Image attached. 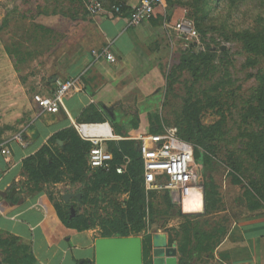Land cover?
I'll use <instances>...</instances> for the list:
<instances>
[{
  "label": "rangeland",
  "instance_id": "374dc122",
  "mask_svg": "<svg viewBox=\"0 0 264 264\" xmlns=\"http://www.w3.org/2000/svg\"><path fill=\"white\" fill-rule=\"evenodd\" d=\"M62 3L63 0H0V19L7 23L6 30L11 26L12 33L17 32L18 36L14 39L15 42L12 38H5L7 52L14 53L12 44L19 43L22 46V54L18 57L16 53L7 55L13 64L22 66L18 73L25 93V95L19 93L20 98L15 103L17 107L14 108L10 96L3 95L9 94L4 90L6 87L0 86L2 128H12L13 124L18 129V125L25 122L26 118L22 111L28 106V101L33 102V96L38 90L36 84L44 77L42 69L46 61L43 60V56L38 54L35 59L32 58L34 49L40 50L43 47L44 36L39 25L29 19L34 21L35 15L52 10L76 15L84 21L88 17L85 2L71 0L68 4ZM159 7L160 14L157 16L163 36L156 40L153 47L148 46V51H141L140 58L128 66L129 72L122 71L110 83L100 101L106 108L101 107L98 110L104 122H108L115 132L123 137L147 134L153 130L163 131L167 127H176L179 130L177 121L181 117L186 101L200 100L207 106L200 114L202 123L209 125L224 117L228 145L236 146L239 131L243 126L241 114L251 97L255 96L260 86V78L264 75L262 57L246 51L240 38L243 32L264 29V1L163 0ZM29 16L31 18H28ZM182 19L191 21L196 31L195 36L187 37L175 30L176 24ZM57 40L58 43L55 44L58 45L57 49L65 46L64 41L60 42L62 41L60 37H57ZM33 45L38 46L31 49ZM206 47L216 50V58L208 69L207 77L194 81L191 74L181 68L180 59L184 52L200 51ZM24 51L27 52L23 53ZM28 61L32 63V67L28 68ZM11 73L12 70L9 72L3 70V78L13 79ZM170 81L173 86L168 88L166 84ZM6 83L8 84V81ZM9 88L10 86L7 90ZM215 100L218 106L211 108L207 101L214 103ZM128 159L130 162L131 158ZM199 161V173L203 184L209 185L207 188H210V183L211 185L213 183V190L216 192V203L213 208L205 210L202 201V207L198 212L202 213V216H196L197 212H183V208L193 210L199 204L197 196H190L183 201V207L171 208L169 210L171 215L168 217L166 215L155 217L153 224L149 223L147 228V233L151 235L166 233L169 245L176 242L178 248L181 245L185 246L191 259L198 258L203 253L209 254V250L222 238L224 229L229 226L234 216L240 211L243 213L248 211L242 194L243 189L239 185L231 184L227 168L217 162L213 164V170H210L201 158ZM64 181L43 185L41 192L51 206L60 202L66 192L65 183L68 180ZM32 186L33 182L27 180L23 184V189L26 192ZM69 190L73 192L75 187ZM151 192H155L150 197L154 208L164 214L167 207L163 202V192ZM119 199L125 200V195H120ZM85 208L86 205H81L80 213ZM107 209L111 210L108 207ZM98 214L101 212L98 211ZM99 224L100 222L96 221L92 227L100 235ZM186 226L191 229L190 244L183 240V230ZM143 235L144 232L139 236ZM198 239L201 245L206 246L205 248L198 246ZM145 253H147L145 261L151 263L152 248L148 246Z\"/></svg>",
  "mask_w": 264,
  "mask_h": 264
},
{
  "label": "crops",
  "instance_id": "0c3cea01",
  "mask_svg": "<svg viewBox=\"0 0 264 264\" xmlns=\"http://www.w3.org/2000/svg\"><path fill=\"white\" fill-rule=\"evenodd\" d=\"M72 1L85 2L88 15L86 21L76 15L55 10L35 15L34 21L29 19L39 25L44 36V44L40 50L37 48L38 45L31 47V49L37 48L32 53L33 59L41 54L46 61L42 69L44 77L36 84L38 90L35 94L50 96L56 87V81L69 78H78L81 90L66 96L58 113H43L34 101V103L28 101V106L22 111L26 120L18 125V129L13 124L12 128L0 126V264H94V242L101 237L97 230L93 227L85 230L66 227L42 192L31 194L29 191L31 187L25 192L23 184L27 178L23 162L41 146L47 144L55 133L69 127H74L76 130L79 124H104L109 127L113 137L121 138L109 141L134 142L136 149V141L130 138L142 135L123 137L115 132L108 122L85 123L81 122L80 118L83 110L90 105L97 110L101 107L106 108L104 104H100V101L110 83L122 71L129 72L128 66L140 58L141 51H148V46L153 47L156 40L163 36L157 16L160 14V7L155 9L153 18L139 26L129 27L126 20L127 13L139 0H99L106 12L94 17L90 16L86 9L89 0ZM69 2L71 0L68 2L63 0L62 5ZM117 3L124 5L123 14H110L109 7ZM49 4L45 3V5ZM3 20L0 19V86L6 87L4 90L9 94H2L10 96L15 108L17 107L15 103L20 98L19 93L25 95L22 88L24 85L18 73L22 66L13 64L7 54L11 56L16 53L18 57L22 54V46L19 43L12 44L14 53L7 52L5 38H12L15 42L14 39L18 36L17 32L12 33L11 26L6 30L7 23ZM57 37H60L62 39L60 42L64 41L65 45L59 49H57L58 45H55L58 43ZM104 47L113 54L115 62L103 57L95 58L94 53ZM31 64H28V68L32 67ZM3 70L7 72L12 70L13 79L3 78ZM20 132L23 133L26 146H21L14 139ZM65 186L67 190L64 194L69 193L74 196L75 190L73 192L69 190L73 187L68 182ZM69 200L70 198L67 201L63 199L64 202ZM198 201L196 209L183 208V212H200L203 198L202 201L198 198ZM224 231L219 242L209 250V254L203 253L193 259L188 255L186 262L188 264H264V208L248 209L245 213L238 212ZM171 244L176 245V264H179L183 255L176 242ZM151 264H153L152 259Z\"/></svg>",
  "mask_w": 264,
  "mask_h": 264
},
{
  "label": "trees",
  "instance_id": "16d2710c",
  "mask_svg": "<svg viewBox=\"0 0 264 264\" xmlns=\"http://www.w3.org/2000/svg\"><path fill=\"white\" fill-rule=\"evenodd\" d=\"M264 1V0H262ZM123 14V13H122ZM240 41L244 49L262 57L264 65V29L254 32L241 33ZM216 58V50L206 47L200 51L184 52L181 68L187 70L194 81L207 77L208 69ZM168 88L173 84L168 82ZM210 107L218 106L217 101H207ZM207 106L200 100H187L180 119L178 135L194 145L196 159H202L213 170L214 163H222L227 168L232 185H239L243 189V198L249 210L264 208V75L260 78V86L255 96L245 106L241 114L242 129L238 134V144L228 145V132L225 131L224 117L218 121L205 125L201 120V112ZM85 123H101L104 119L101 113L90 105L83 110L80 118ZM160 132L153 130L151 133ZM108 151L114 155L117 164L124 156L131 161L126 164L123 173H116L113 167L90 169L88 166L89 142L82 141L74 127L58 131L51 136L47 144L41 146L33 155L23 162L24 173L33 186L31 194L41 192L43 185L68 180L73 188L74 196L68 201L54 203L53 208L59 220L69 228L85 230L99 221L101 237L139 236L142 232L143 264L147 247H152V235L147 233L148 224H153L155 217L170 216L169 210L178 207L173 203L167 191L163 193L166 211L162 214L154 208L150 197L155 192H145L143 187V169L141 159L136 151L134 142L120 140L106 142ZM204 184V209L210 210L216 203L213 183L210 188ZM125 195V200L119 199ZM78 195V197L76 196ZM106 204L105 206L103 204ZM86 205L82 213L79 207ZM89 206V209H88ZM108 208L111 210L108 211ZM98 211L101 214H98ZM196 216H202L197 213ZM189 226V223H187ZM183 240L191 243V229L186 226L183 230ZM196 238L195 236H193ZM200 248V240L197 241ZM183 258L179 264H188L186 259L189 251L183 245L179 247Z\"/></svg>",
  "mask_w": 264,
  "mask_h": 264
},
{
  "label": "built area",
  "instance_id": "2783aa9c",
  "mask_svg": "<svg viewBox=\"0 0 264 264\" xmlns=\"http://www.w3.org/2000/svg\"><path fill=\"white\" fill-rule=\"evenodd\" d=\"M163 3V0H139L127 13V24L129 27L141 25L149 20L155 9ZM87 12L94 17L99 13L106 12L99 0H89L86 4ZM124 10L121 3L113 4L108 12L113 15H120ZM175 30L187 37L195 36L191 21L180 20ZM95 58L103 57L110 62H115V57L107 47L94 53ZM78 78L56 81V87L50 96L35 94L33 101L44 113H58L63 105V99L81 90ZM88 124H79L76 130L82 140L91 143L88 153V166L90 169L113 167L116 173L124 172L126 164L129 163L127 156L117 164L112 152L105 147V142L121 138L113 137L110 132L106 134H90L85 129ZM14 139L26 146L23 133L16 134ZM136 141L137 153L141 159L143 169V187L145 192L167 191L173 203L183 207V201L190 196H197L202 201L204 184L199 173L200 161L195 158L194 145L183 140L178 135L176 127H167L156 133L142 134L131 137ZM3 152H6L3 150Z\"/></svg>",
  "mask_w": 264,
  "mask_h": 264
},
{
  "label": "water",
  "instance_id": "95a60500",
  "mask_svg": "<svg viewBox=\"0 0 264 264\" xmlns=\"http://www.w3.org/2000/svg\"><path fill=\"white\" fill-rule=\"evenodd\" d=\"M71 196L64 194L63 199L67 201ZM151 242L153 264L177 263L176 245L168 244L165 233H154ZM94 264H143L141 236L97 238L94 242Z\"/></svg>",
  "mask_w": 264,
  "mask_h": 264
},
{
  "label": "bare ground",
  "instance_id": "6f19581e",
  "mask_svg": "<svg viewBox=\"0 0 264 264\" xmlns=\"http://www.w3.org/2000/svg\"><path fill=\"white\" fill-rule=\"evenodd\" d=\"M85 129L90 134H106L109 132V127L104 124H91L85 126Z\"/></svg>",
  "mask_w": 264,
  "mask_h": 264
}]
</instances>
